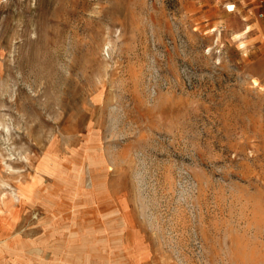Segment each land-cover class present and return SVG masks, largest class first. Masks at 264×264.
<instances>
[{"label":"rangeland","instance_id":"374dc122","mask_svg":"<svg viewBox=\"0 0 264 264\" xmlns=\"http://www.w3.org/2000/svg\"><path fill=\"white\" fill-rule=\"evenodd\" d=\"M263 22L0 0V264H264Z\"/></svg>","mask_w":264,"mask_h":264},{"label":"crops","instance_id":"0c3cea01","mask_svg":"<svg viewBox=\"0 0 264 264\" xmlns=\"http://www.w3.org/2000/svg\"><path fill=\"white\" fill-rule=\"evenodd\" d=\"M248 1L254 10L262 12V17L264 18V0H248Z\"/></svg>","mask_w":264,"mask_h":264}]
</instances>
